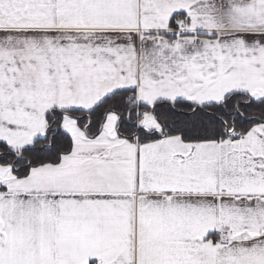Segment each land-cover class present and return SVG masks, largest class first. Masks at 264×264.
Listing matches in <instances>:
<instances>
[{
  "label": "snow or ice",
  "instance_id": "1",
  "mask_svg": "<svg viewBox=\"0 0 264 264\" xmlns=\"http://www.w3.org/2000/svg\"><path fill=\"white\" fill-rule=\"evenodd\" d=\"M0 264H264V0H0Z\"/></svg>",
  "mask_w": 264,
  "mask_h": 264
}]
</instances>
